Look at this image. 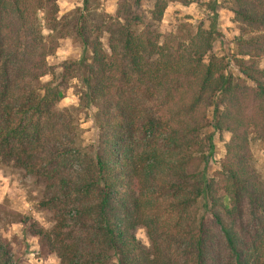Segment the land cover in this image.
<instances>
[{"label": "trees", "instance_id": "trees-1", "mask_svg": "<svg viewBox=\"0 0 264 264\" xmlns=\"http://www.w3.org/2000/svg\"><path fill=\"white\" fill-rule=\"evenodd\" d=\"M52 1L0 0V164L42 182L50 215L45 228L21 215L8 222L35 238L38 258L58 264H264V184L248 163L247 139L264 145L259 39L232 56L236 78L211 54L213 25L185 51L160 43L152 26L175 0H148L153 24L117 0L115 15L99 21L107 52L79 15L81 54L60 65L59 78L75 81V111L96 132L87 154L74 121L55 109L58 87L39 83L49 53L35 14ZM233 2L241 24L264 31V0ZM207 108L213 132L230 135L216 179L206 177L198 140ZM139 226L148 250L135 238ZM0 264L27 263L0 238Z\"/></svg>", "mask_w": 264, "mask_h": 264}, {"label": "rangeland", "instance_id": "rangeland-1", "mask_svg": "<svg viewBox=\"0 0 264 264\" xmlns=\"http://www.w3.org/2000/svg\"><path fill=\"white\" fill-rule=\"evenodd\" d=\"M116 1L53 0L44 11H37L35 14L37 28L45 45L44 51L49 53L45 57L49 73L40 78L39 83L51 81L53 86L58 87L59 100L55 109L67 119L74 121L76 145L81 152L87 154L94 144L96 132L89 116L75 111L76 96L72 89L75 81L61 82L60 65L67 61L78 60L80 57L81 44L75 33L77 28L75 21L79 15L85 17L86 34L98 37L102 49L107 52L106 34L99 28V21L100 17L115 15ZM133 1H127V6L132 12L140 16L144 22L153 24L150 18L151 3L148 0H137L136 3ZM235 10L233 0H193L188 3L175 0L166 6L160 22L154 23L152 27L160 35V43L169 42L170 47L179 48L181 52L189 48L190 39H193L199 31L207 32L210 25H213L217 35L210 41L211 54L223 60L226 74L237 78L239 75L232 62V56L240 58L237 56L238 53L251 37H257L264 50V38H261L264 37V31L253 30L241 24L234 14ZM255 61L258 67L264 69V56ZM205 115L207 124L198 131L200 154L206 156L203 161L206 177L216 179L230 135L224 131L213 132L210 108L205 109ZM207 136L211 139L210 149ZM247 139L248 163L264 184V145L253 135H248ZM203 164L200 163V167ZM42 190L43 184L39 179L27 175L11 163L0 164V238L8 242L15 258L27 264H58L54 255L38 258L35 238L27 234L20 223L8 222L14 219L15 215H21L43 228L47 227L50 215L41 207ZM201 212V202L198 201L192 210V215L197 218ZM134 235L141 246L148 250L150 244L145 229L141 226L137 227Z\"/></svg>", "mask_w": 264, "mask_h": 264}]
</instances>
